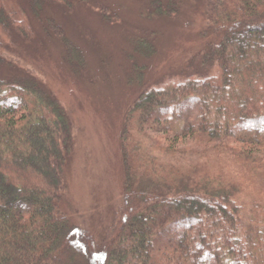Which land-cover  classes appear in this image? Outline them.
<instances>
[{"label": "trees", "instance_id": "16d2710c", "mask_svg": "<svg viewBox=\"0 0 264 264\" xmlns=\"http://www.w3.org/2000/svg\"><path fill=\"white\" fill-rule=\"evenodd\" d=\"M6 1L0 0V264H264V198L243 210L233 187L175 190L163 171L138 163L127 139L133 122L151 148L176 158L185 154L174 145L178 139L198 134L205 145L215 141L218 154L264 171V0H207L214 37L198 65L132 103L123 134V203L100 240L62 210L74 125L52 90L6 55L35 34L24 6ZM76 1L83 0H28L27 9L39 15L48 4ZM180 4L151 3L156 13H173ZM150 47L137 40L140 51ZM4 66L9 70L2 72ZM145 130L167 134L170 144ZM176 168L167 173L173 180L189 176ZM148 175L169 183L162 190L139 186L137 179Z\"/></svg>", "mask_w": 264, "mask_h": 264}, {"label": "rangeland", "instance_id": "374dc122", "mask_svg": "<svg viewBox=\"0 0 264 264\" xmlns=\"http://www.w3.org/2000/svg\"><path fill=\"white\" fill-rule=\"evenodd\" d=\"M152 1L83 0L71 7L55 2L39 15L28 12V0L6 1L10 8L24 6L35 30L32 40H19L6 55L52 90L74 125V150L63 171L62 210L97 240L123 203V134L129 108L147 88L198 65L200 53L214 37L208 28L207 0H180L173 13L154 12ZM161 1L164 6L171 2ZM139 38L148 41L150 52L137 48ZM6 67L1 71H8ZM195 110L194 105L189 108L190 116ZM130 127L127 139L138 150V163L146 170L163 171L175 190L188 186L214 193L233 187L243 210L264 198V171L249 170L241 161L218 154L211 146L215 141L205 145L198 134L179 138L174 145L185 154L170 158L151 148L149 139L133 130V122ZM143 133L163 146L170 144L167 134ZM173 163L189 176L173 180L174 174H167ZM140 177L138 185L151 189L162 190L169 183L153 175Z\"/></svg>", "mask_w": 264, "mask_h": 264}]
</instances>
